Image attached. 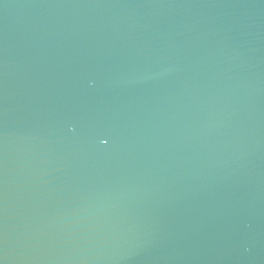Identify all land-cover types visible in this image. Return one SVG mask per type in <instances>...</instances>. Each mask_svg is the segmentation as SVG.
<instances>
[{"label": "water", "instance_id": "1", "mask_svg": "<svg viewBox=\"0 0 264 264\" xmlns=\"http://www.w3.org/2000/svg\"><path fill=\"white\" fill-rule=\"evenodd\" d=\"M0 264H264V0H0Z\"/></svg>", "mask_w": 264, "mask_h": 264}]
</instances>
